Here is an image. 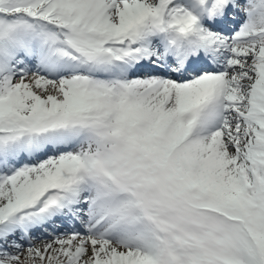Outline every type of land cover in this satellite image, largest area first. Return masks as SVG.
I'll return each mask as SVG.
<instances>
[{
    "label": "snow or ice",
    "instance_id": "1",
    "mask_svg": "<svg viewBox=\"0 0 264 264\" xmlns=\"http://www.w3.org/2000/svg\"><path fill=\"white\" fill-rule=\"evenodd\" d=\"M0 264H264V0H0Z\"/></svg>",
    "mask_w": 264,
    "mask_h": 264
}]
</instances>
